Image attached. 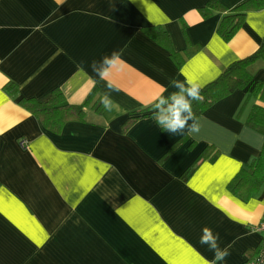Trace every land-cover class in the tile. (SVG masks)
<instances>
[{"label": "crops", "instance_id": "0c3cea01", "mask_svg": "<svg viewBox=\"0 0 264 264\" xmlns=\"http://www.w3.org/2000/svg\"><path fill=\"white\" fill-rule=\"evenodd\" d=\"M206 1L0 0V264H205L213 258L199 243L205 226L229 247L220 264L256 254L264 184L243 200L227 183L260 151L264 134L244 118L263 102L252 96L239 112L248 90L237 88L197 116L200 130L191 135L162 131L153 109H144L175 91L170 81L201 87L261 43L264 8L249 11L224 40L222 13L199 12ZM148 25L165 29L181 52L187 39L200 48L178 66L143 30ZM112 51L121 62L101 79L90 64ZM249 69L264 80V59ZM10 81L15 94L6 89ZM108 83L111 110L97 113L89 104L86 120H68L59 132L18 102L59 87L66 102L79 104ZM209 144L217 157H205L184 179Z\"/></svg>", "mask_w": 264, "mask_h": 264}, {"label": "trees", "instance_id": "16d2710c", "mask_svg": "<svg viewBox=\"0 0 264 264\" xmlns=\"http://www.w3.org/2000/svg\"><path fill=\"white\" fill-rule=\"evenodd\" d=\"M264 8V0H243L234 6H227L220 0H207L203 5L199 6V12L203 17H209L214 11L222 13V17L217 25V33L224 40H230L243 24L249 11H255ZM185 29V23H182ZM143 30L159 44L169 50L173 61L181 66L187 57L191 56L200 48V44L193 43L187 39V44L183 52L177 50L172 42L170 34L159 25L144 26ZM264 59V34L259 46L246 56L231 61L222 72L213 80L205 83L200 87L201 101H194L192 110L198 116L210 104L219 98L231 93L237 88L247 87L248 93L246 99L241 106L239 112L247 104L252 96L258 97L263 103H253L245 118V123L264 134V80H254L253 74L249 69V65L257 59ZM6 89L11 93H17L16 83L10 81L6 83ZM93 88L84 102L73 104L65 101L63 91L59 87H55L40 97H20L18 102L31 111L40 122L49 130L59 132L64 123L68 120H86L85 107L91 104L93 110L101 113L105 108L100 103ZM167 97V96H165ZM152 109V104L144 108ZM143 109V110H144ZM153 110L149 111L152 114ZM138 115L129 117L124 123L127 127ZM185 136L180 137L174 142L167 152L161 157H167L183 140ZM218 155V149L209 144L200 155L187 166L182 174L184 179L188 178L197 166L208 157L214 159ZM264 184V140L259 153L244 162L237 172L228 181L227 186L232 193L236 194L243 200H247L250 196L257 192ZM254 256V255H253Z\"/></svg>", "mask_w": 264, "mask_h": 264}, {"label": "clouds", "instance_id": "9594fccd", "mask_svg": "<svg viewBox=\"0 0 264 264\" xmlns=\"http://www.w3.org/2000/svg\"><path fill=\"white\" fill-rule=\"evenodd\" d=\"M120 61V53L112 51L108 55L101 57L99 61L93 60L90 67L96 75L103 79L109 72V69ZM171 87L175 89L167 97L161 93L152 103V117L162 131L172 135H191L198 133L200 130L199 119L192 110L194 101H201L200 85L193 80H172ZM107 91H104L99 97L100 103L106 110H111L113 100L111 83L106 84ZM166 90V89H165ZM218 233L208 227L201 229L199 243L207 246L208 250L213 253L211 260H205V264H220L230 255L229 247L220 246Z\"/></svg>", "mask_w": 264, "mask_h": 264}, {"label": "built area", "instance_id": "2783aa9c", "mask_svg": "<svg viewBox=\"0 0 264 264\" xmlns=\"http://www.w3.org/2000/svg\"><path fill=\"white\" fill-rule=\"evenodd\" d=\"M257 228L262 231L260 246L256 254L246 260L243 264H264V212L260 222L257 225Z\"/></svg>", "mask_w": 264, "mask_h": 264}]
</instances>
